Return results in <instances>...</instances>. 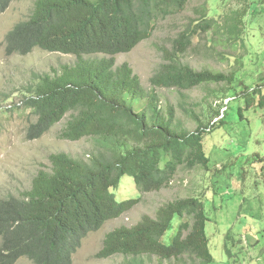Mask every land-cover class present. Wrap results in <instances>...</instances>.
<instances>
[{"label": "trees", "instance_id": "obj_1", "mask_svg": "<svg viewBox=\"0 0 264 264\" xmlns=\"http://www.w3.org/2000/svg\"><path fill=\"white\" fill-rule=\"evenodd\" d=\"M12 1L0 0V14ZM188 3L35 0L29 18L8 32L5 51L9 55L41 49L72 54L77 61L38 75L18 105H10L3 115L14 107L27 110L24 114L33 116L26 128L28 140L40 138L68 117L62 138H95L103 149L89 161L65 152L52 153L50 170L38 171L29 189L19 196L0 197V264H16L21 258L32 264H72L90 232L140 201V196L122 191L126 176L141 192H152L169 186L181 167L209 169L203 140L225 122L229 104L242 101L246 108L264 107V80L254 87L244 85L224 112L218 113L220 118L200 123L194 131L176 123L173 109L159 107L158 88L241 87L236 70H198L181 59L194 40L210 31L215 37L224 30L221 39L241 38L244 14L236 10L219 18L203 6L172 47L163 49L164 62L150 80L151 89L128 62L117 65V54L128 53L149 39L160 19L185 11ZM202 196L169 201L154 217L144 215L133 226L110 231L96 256L121 254L131 257L122 264H144L142 256L179 260L188 255L199 264L212 263L215 258L207 233L210 217Z\"/></svg>", "mask_w": 264, "mask_h": 264}, {"label": "rangeland", "instance_id": "obj_2", "mask_svg": "<svg viewBox=\"0 0 264 264\" xmlns=\"http://www.w3.org/2000/svg\"><path fill=\"white\" fill-rule=\"evenodd\" d=\"M35 0H13L0 14V197L19 196L31 187L40 170H50L52 153L65 152L89 161L103 149L95 138L68 140L60 135L66 120L52 127L38 139L28 140L26 128L30 119L10 105H18L26 88L37 76L60 71L65 64H75L77 57L61 52L35 49L21 55L5 51L8 32L31 15ZM207 6L219 18L234 10L243 13L245 28L241 38L228 40L202 34L181 57L184 63L214 71H237L238 85L208 84L190 90L158 88L159 107L173 109L176 123L194 131L198 124L218 118L226 104L244 85L254 87L264 80V0H189L185 11L160 19L153 35L128 53L116 55L117 65L128 62L151 89L152 76L164 62L163 49L171 48L179 33L192 25L199 10ZM101 56V55H100ZM88 57V56H85ZM242 109L239 111V106ZM30 118V119H29ZM2 123V125H1ZM204 149L210 157V168L181 167L171 184L159 191L141 192L129 180L122 185L130 196L140 201L119 217L108 220L99 230L90 232L73 256L72 264H122L131 259L121 254L98 258L107 233L120 226H133L144 215L155 216L163 204L188 196L203 197L210 220L207 233L215 260L210 264H264V107L246 108L242 101H232L226 118L204 137ZM144 264H199L188 255L179 260H162L158 256H142ZM16 264H32L21 258Z\"/></svg>", "mask_w": 264, "mask_h": 264}]
</instances>
